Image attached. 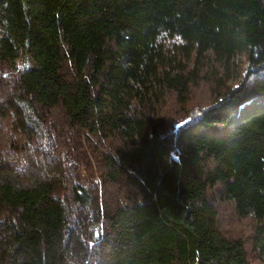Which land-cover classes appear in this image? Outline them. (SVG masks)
<instances>
[{
    "label": "trees",
    "instance_id": "trees-1",
    "mask_svg": "<svg viewBox=\"0 0 264 264\" xmlns=\"http://www.w3.org/2000/svg\"><path fill=\"white\" fill-rule=\"evenodd\" d=\"M0 264H264V0H0Z\"/></svg>",
    "mask_w": 264,
    "mask_h": 264
},
{
    "label": "rangeland",
    "instance_id": "rangeland-1",
    "mask_svg": "<svg viewBox=\"0 0 264 264\" xmlns=\"http://www.w3.org/2000/svg\"><path fill=\"white\" fill-rule=\"evenodd\" d=\"M238 65L242 68V69H247L248 67H247V62L244 60V59H242V58H239L238 59ZM245 231H246V234H245V237H244V239L245 240H247V239H249L250 238V236H249V234H248V232H247V229H245ZM241 233V231L239 232V234ZM261 262H263L262 260H261Z\"/></svg>",
    "mask_w": 264,
    "mask_h": 264
}]
</instances>
